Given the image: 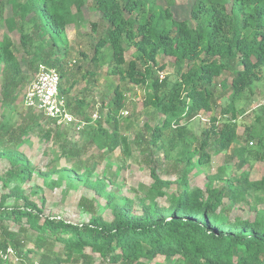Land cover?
Listing matches in <instances>:
<instances>
[{
  "label": "trees",
  "instance_id": "1",
  "mask_svg": "<svg viewBox=\"0 0 264 264\" xmlns=\"http://www.w3.org/2000/svg\"><path fill=\"white\" fill-rule=\"evenodd\" d=\"M91 1L105 27L95 42L91 62L107 64L108 75L119 79L106 120L95 122L86 116L83 101L73 103L68 98L76 81L69 89L63 87V79L70 81L66 30L85 22L86 0H0V19L8 33L18 37V42L9 35L0 41L4 104L0 162L9 164L0 174V239L7 235L5 222L27 225L37 235L34 249L42 251L40 264H95L94 255L109 264H146L144 261L160 256L176 259V264H264V212L254 208L253 220L232 217L234 208L247 196L264 195V177L250 179L254 163L264 162V110L256 111L244 139L247 144L232 148L239 140L240 104L251 102L254 85L264 75V0H195L190 10L194 25L176 18L174 0ZM7 7L10 15L5 17ZM93 30H98V24L94 23ZM133 49L135 57L128 60L126 55ZM159 56L173 58L174 74L163 78L158 75L165 69L158 63ZM41 64L59 70L60 93L66 97L70 112L89 122L80 133V149L69 146L72 126L59 127L33 110L22 123L6 117L7 109H15L20 88L30 75L35 77ZM226 73L231 74V82L224 78L218 83L216 79ZM98 74L87 72L82 77L95 78ZM131 86L145 88L143 106L159 115L157 123L145 124L151 132L149 156L157 150L169 157L171 151L181 147L188 152L187 122L201 113L211 114L194 156L183 158L186 167L177 180H163L161 164L145 159L153 182L142 201V213L135 211L131 200H118L107 193L104 181L93 180V170L79 174L76 169L56 165L61 157L79 159L84 149L93 146L109 154L120 147L129 151L118 118ZM219 87L222 94H218ZM223 97H228L225 106L220 104ZM31 133L59 145L60 153L51 168L39 174L58 175L51 188L70 177L96 191L89 203L84 198L79 202L90 214L88 222L47 214L45 198L39 203L33 200L37 192L27 186L36 169L27 154L19 150ZM254 140L256 147L252 148L249 145ZM231 149L230 156L238 158V175L226 180L215 176L205 189L191 186L194 159L205 167L213 156ZM216 180L223 181L222 185L216 186ZM103 195L112 211L110 219L95 208ZM160 197L167 198V206L158 204ZM2 245H9L7 239ZM56 245L62 246L61 255L53 250ZM88 250L90 255L85 254Z\"/></svg>",
  "mask_w": 264,
  "mask_h": 264
},
{
  "label": "rangeland",
  "instance_id": "2",
  "mask_svg": "<svg viewBox=\"0 0 264 264\" xmlns=\"http://www.w3.org/2000/svg\"><path fill=\"white\" fill-rule=\"evenodd\" d=\"M195 0H174L173 12L178 20H189L194 25L190 10ZM85 22L80 26L70 25L67 27V36L70 40V52L69 58H67L66 70L70 76L69 82L63 79V87L69 89L71 84L76 81V85L73 87L68 98L73 103L77 100L84 102V112L88 118H91L96 113L99 115V119L106 120L112 100L114 97V88L118 85L119 79L114 76H110L107 73L108 65L92 63L91 60L94 57V45L95 42L105 32L104 23L100 19V15L96 10L91 0H86L85 7ZM10 15V9H5V17ZM94 23L98 24V30H93ZM9 35L11 38L17 41L16 34H9L7 27L3 20L0 19V41L5 36ZM135 57L134 49L127 53L126 58L131 60ZM173 58L159 56L158 63L164 65L165 69L160 71L158 75L162 78L174 74L175 68L173 64ZM2 64L0 61V72ZM23 69L28 73L27 66L24 64ZM87 72H98V76L95 78L86 76L83 79V75ZM29 74V73H28ZM224 78L231 82V74L226 73L224 76L216 79L219 83ZM34 76L30 75L27 83L23 85L19 90V98L14 106V111H6V117L12 121L22 123L25 118L29 116V109L23 105V95L31 84ZM254 97L251 102L245 101L240 104L241 111L238 118V143L233 145L232 148L246 145L244 140L247 136V129L253 124L255 120L256 111H253L254 106L262 101L264 98V75L254 85ZM218 94H222V88H218ZM145 97V88L142 86H131L126 91V107L119 115L120 129L123 134H126L129 141V151H126L124 147H120L113 154L106 153L99 150L96 146L89 147L82 151L79 159H70L67 157H61L57 161L58 168L76 169L79 174H82L84 170H93L96 179L104 181L107 185V193H112L118 200L128 199L134 204L135 211L142 213V201L146 198L149 188L152 185L151 171L149 165L145 159L153 160L160 163V176L163 180L175 181L177 180L186 167V162L183 160L185 156H194V151L200 145L203 139L202 131L206 128L208 120L211 114L201 113L193 120L187 122L189 128V136L186 141L189 151L184 152V149L178 148L171 151L169 157H164L163 152L153 151L150 156L148 155L150 146L148 141L150 140V133L145 129L146 123L155 124L159 120V115L156 114L153 108H145L143 106V100ZM228 102V97H223L220 100V104L225 106ZM75 105V104H74ZM4 113V104L1 101V75H0V121L2 114ZM44 121V120H43ZM80 139L79 135H72L69 146L74 149L82 148L83 144L78 143ZM254 145L250 143V147H256V141ZM252 142V143H253ZM76 143V144H74ZM19 150L25 152L35 167L36 172L33 175L29 189L32 187L37 192V196L33 195L35 202H41L42 198H45L46 213L53 214L67 218L69 220L85 221L88 222L90 214L85 211L79 202L81 198L88 201L93 200L96 195L94 189H89L82 182L75 178L65 177L59 187L51 188V182L58 179V175L52 174L48 176L39 175L40 173H46L51 167L52 162L58 157L60 148L58 144L48 142L41 139L37 134L31 133L26 143L19 147ZM233 149L215 155L212 157L209 165L201 166L196 159L194 163L196 169L190 174V184L193 188L199 187L202 189L207 188L210 181L215 176H221L226 179L233 178L238 169V158H232L230 152ZM8 162H0V174H4L8 169ZM264 177V162L254 163L253 170L251 171L250 179L253 181L260 180ZM223 181L215 182L216 186H221ZM255 192V191H254ZM253 192V193H254ZM3 194V189L0 184V198ZM13 200H10V203ZM107 197L105 195L98 198V213L102 214L106 219H110L112 211L107 207ZM157 202L161 206H167L168 201L166 197H160ZM228 203V202H227ZM258 212H264V195L253 194L247 196L246 201L238 204L232 213V217H249L255 218V210ZM4 227L7 230V235L2 236V240L12 245L22 255L21 262L23 264H40L42 251H37L36 239L37 235L27 225L23 227L13 221H7L4 223ZM1 235V233H0ZM20 243L19 245L17 244ZM18 245V246H17ZM57 254H62V246L56 245L53 249ZM90 251H86L85 254L90 255ZM66 257V256H65ZM95 264H109L103 261L98 255H94ZM83 259H80L82 263ZM146 264H176V259L167 260L160 256L153 261H144ZM63 264H78L75 262H64Z\"/></svg>",
  "mask_w": 264,
  "mask_h": 264
},
{
  "label": "built area",
  "instance_id": "3",
  "mask_svg": "<svg viewBox=\"0 0 264 264\" xmlns=\"http://www.w3.org/2000/svg\"><path fill=\"white\" fill-rule=\"evenodd\" d=\"M61 74L55 67L41 64L37 73L23 95V105L45 118L53 120L59 127L72 126L71 134L79 135L89 122L74 116L67 105V99L60 93ZM264 110V98L254 106L253 111ZM99 119L98 113L91 117L92 122ZM253 144V143H251ZM0 264H22L21 257L12 245L3 246L0 239Z\"/></svg>",
  "mask_w": 264,
  "mask_h": 264
}]
</instances>
